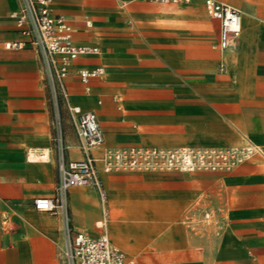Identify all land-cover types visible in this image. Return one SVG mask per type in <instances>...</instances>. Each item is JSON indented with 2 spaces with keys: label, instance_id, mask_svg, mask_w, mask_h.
<instances>
[{
  "label": "crops",
  "instance_id": "obj_1",
  "mask_svg": "<svg viewBox=\"0 0 264 264\" xmlns=\"http://www.w3.org/2000/svg\"><path fill=\"white\" fill-rule=\"evenodd\" d=\"M52 1L76 43L100 47L77 59L67 78L69 103L97 114L104 144L96 154L263 148L230 171L106 172L99 163L104 199L93 186L70 191L75 229L106 231L139 264H264V0L255 10L217 0L242 16L236 43L225 49L205 0ZM19 4L0 0V264H66L61 218L34 206L55 192L57 152L39 55L27 43L8 46L27 41L11 15ZM96 67L104 74L81 80L80 68ZM63 109L67 153L76 159L79 139Z\"/></svg>",
  "mask_w": 264,
  "mask_h": 264
},
{
  "label": "built area",
  "instance_id": "obj_2",
  "mask_svg": "<svg viewBox=\"0 0 264 264\" xmlns=\"http://www.w3.org/2000/svg\"><path fill=\"white\" fill-rule=\"evenodd\" d=\"M11 15L16 19L19 31L26 42H10L9 47L23 43L34 47L39 55L41 72L53 110L54 142L57 152V183L51 196L34 199L39 211L58 215L62 222L64 247L62 258L66 264H139L137 259L114 245L104 231L94 236L77 230L72 223L70 191L74 187L93 186L102 199L104 186L99 174V163L106 172L121 169H176L196 171H230L257 154L263 148L252 142L230 147L181 146H130L104 147V133L97 114L83 111L80 106L69 103L67 78L73 63L82 56L98 54V45L78 44L74 39L72 25L63 15L54 13L52 0H19ZM162 4H179L191 0H151ZM207 13L220 21L219 45L222 49L236 43L242 29V16L238 7L217 0H205ZM90 25V21H87ZM103 67L80 68L78 74L86 82L91 77L103 75ZM70 112L75 133L79 139L81 157L68 156L69 144L64 135L61 107Z\"/></svg>",
  "mask_w": 264,
  "mask_h": 264
},
{
  "label": "rangeland",
  "instance_id": "obj_3",
  "mask_svg": "<svg viewBox=\"0 0 264 264\" xmlns=\"http://www.w3.org/2000/svg\"><path fill=\"white\" fill-rule=\"evenodd\" d=\"M230 1L239 7H241V6H243L244 8L248 7V8H252L253 10H255V8L257 9L258 7H261L263 5L261 0H230ZM164 5L171 6V4H168V3H166ZM181 5H183V3L176 4L175 6H181ZM203 10H204V7H203ZM63 107L64 106L61 107V112H62V116L64 117ZM68 124H69V122H68ZM63 125H64V135L66 137L67 121L65 119H63ZM69 125L71 126V124H69ZM121 170H168V169H121ZM172 170H176V169H172Z\"/></svg>",
  "mask_w": 264,
  "mask_h": 264
}]
</instances>
